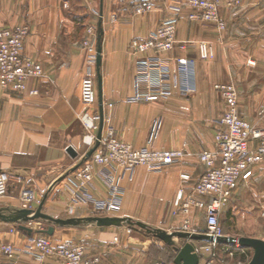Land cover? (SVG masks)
<instances>
[{
	"label": "crops",
	"instance_id": "crops-1",
	"mask_svg": "<svg viewBox=\"0 0 264 264\" xmlns=\"http://www.w3.org/2000/svg\"><path fill=\"white\" fill-rule=\"evenodd\" d=\"M142 1L0 0V26L28 27L24 55L40 63L45 74L44 78L30 80L23 93L0 87V171L25 177L26 186L37 196L34 209L45 200L43 211L55 218L98 216L91 204L74 198L72 181L74 170L93 147L91 134L80 121L85 110L81 82L89 74L97 79V65L89 62L91 53L84 46L87 31L92 28L97 33L92 38L96 54L102 47L104 114L111 119L103 131L111 125L120 140L136 149L185 153L180 165L161 173L141 167L126 175L120 182L121 207L110 216L130 218L169 233L183 232L184 216L174 207V200L181 187L190 189L205 172L201 152L215 149V134L225 112V102L215 86L233 84L241 117L264 128V0H241L234 9L222 7L224 30L192 21V9L176 4V0H162L155 10L139 14L135 7ZM172 17L178 19L176 46L165 57L172 66L176 58L193 60L190 72L177 75L168 98L129 102L137 92L139 57L131 50V42L146 39L163 20ZM202 41L211 45L213 59H200L198 44ZM32 90L38 95H30ZM96 107L100 111L99 101ZM68 147L76 151V158L68 154ZM182 174L191 179L184 182ZM109 190L99 175L89 187L91 195L99 200L106 199ZM18 191L13 187L8 196L0 198V208H24ZM256 202L264 205V168L259 166L249 181L240 182L228 206L229 215H239L243 203H250L247 206L252 211ZM193 226L192 234H205L204 211L194 210ZM58 227L52 236L56 244L82 243L89 256L100 258V264H153L162 252L177 255L174 248L150 238L148 233L133 229L129 234L126 226ZM12 230L0 223V245L13 243L22 248L28 236L18 228ZM176 242L182 246L186 241ZM193 244L198 248L204 241ZM6 263L0 252V264ZM19 263L64 264L57 259L38 263L22 254Z\"/></svg>",
	"mask_w": 264,
	"mask_h": 264
},
{
	"label": "built area",
	"instance_id": "built-area-1",
	"mask_svg": "<svg viewBox=\"0 0 264 264\" xmlns=\"http://www.w3.org/2000/svg\"><path fill=\"white\" fill-rule=\"evenodd\" d=\"M162 0H143L135 10L146 14L155 10ZM176 4H186L192 9L189 18L194 22L211 23L219 30L226 28V22L220 15L222 7L230 9L241 5V0H176ZM178 19L172 17L163 20L146 39H134L131 50L138 55L136 74V94L128 101L132 103L155 102L168 98L173 94L178 74H188L193 60L185 57L176 58L172 66L165 57L174 51L176 46ZM29 29L25 26L4 28L0 26V87L6 90L23 93L28 89V82L45 77L40 63L24 55L25 40ZM94 29L87 31L84 46L91 55L89 62L96 63L97 54L93 48L92 38L96 37ZM198 55L202 60L214 58V51L207 42L198 44ZM215 90L225 102V112L219 121L215 134L214 150H203L200 161L205 166V172L190 189L181 187L174 200V207L184 219L182 230L195 233L193 226L194 210H202L206 215L205 235L212 241L196 247L200 255V264H226L218 256L221 250L233 259L240 251L245 250L238 242L233 244L219 242L227 237L220 223L224 208L228 207L240 182L249 181L254 168H264V128L255 127L239 112V96L236 87L231 84H217ZM81 101L85 106L80 121L87 132L91 134L90 144L96 143L100 125L98 105L97 80L91 74L81 82ZM30 95H38L37 90ZM113 107L112 104L109 105ZM264 112V108H263ZM110 117L104 116V125L110 124ZM185 159L181 150L155 151L149 148L136 149L120 140L114 128L109 125L103 131L100 146L94 154L85 157L81 165L74 171V198L92 205L94 212L111 215L121 207L123 188L121 180L126 175H132L138 168H145L151 173H161L168 168L180 165ZM102 176L109 186V196L106 199H96L89 192L94 178ZM185 182L190 175L182 174ZM19 188V199L24 208L34 209L38 203L35 192L26 186L25 177L9 171H0V198L10 194L11 188ZM127 227V232L132 233ZM12 231H17L13 229ZM232 245H235L234 247ZM236 249V250H233ZM235 251V252H234ZM0 252L7 258L6 264H20V255H26L38 263L48 259H57L64 264H100L99 257L89 256L87 248L82 243L69 241L56 244L45 234H34L26 239L22 248L13 243L0 245ZM153 264H174L156 260ZM239 264H242L240 262Z\"/></svg>",
	"mask_w": 264,
	"mask_h": 264
},
{
	"label": "water",
	"instance_id": "water-1",
	"mask_svg": "<svg viewBox=\"0 0 264 264\" xmlns=\"http://www.w3.org/2000/svg\"><path fill=\"white\" fill-rule=\"evenodd\" d=\"M103 32L100 34L102 38ZM97 65V86H98V101L100 104V125L97 133V139L95 145L89 150L87 158H90L94 152L100 146V140L103 135L104 129V104H103V78L101 73L102 67V47L99 46L96 59ZM68 154L72 158L77 157L76 151L72 147L67 148ZM45 200L41 203L37 209L22 208L18 210L8 211L0 208V221L6 224L17 225L18 229L25 233L28 237L32 236L34 231L29 228L28 225L32 222L45 221L50 224L48 229L40 230V234H45L52 237L55 233L56 227H79L87 224H94L98 227H130L132 229H139L152 234L157 239L163 241L168 246H171L176 251V257L174 264H200V255L196 250L194 241H212L213 238L208 237L205 234L197 235L186 232H174L169 233L161 229H153L141 222H135L130 218H119L112 216H94L88 218H55L43 211ZM176 240H185L186 242L179 246ZM219 242L233 244L238 242L241 248L251 249L253 251L252 259L248 264H264V240L254 237H241L239 239L233 237H225L218 240Z\"/></svg>",
	"mask_w": 264,
	"mask_h": 264
},
{
	"label": "rangeland",
	"instance_id": "rangeland-1",
	"mask_svg": "<svg viewBox=\"0 0 264 264\" xmlns=\"http://www.w3.org/2000/svg\"><path fill=\"white\" fill-rule=\"evenodd\" d=\"M223 103H224V101H223ZM80 165H81V163H80ZM17 190H19V188H17ZM256 204H257L256 207L251 211V209L247 206V205L250 206V203H248V204L243 203L240 206L241 212L237 216L229 215L228 207L224 208L223 213H222L221 218H220V223L223 227V230H224V233L226 236L233 237L236 239H239L241 237H254V238L262 237V238H264V205L262 204V202H256ZM96 214L98 216H106V215L101 214V213H96ZM248 215H250L249 217H251V215H252V217H254V218L250 219V218H248ZM107 216H110V215H107ZM7 225L11 226V228H13V229L18 228L17 225H14V224H7ZM26 225H28L29 228L33 229V231H34L33 235L34 234H40L39 233L40 230H46L50 226V224L48 222H45V221L32 222V223L26 224ZM58 228H60V227H58ZM68 228H70V227H68ZM137 230H139V229H137ZM141 231L147 235V232H145L143 230H141ZM147 236H149L152 239L154 238V240L159 241V239L154 237L152 234H148ZM51 238H52V241H54L53 237H51ZM178 241L180 242L181 240H178ZM67 242H69V241H67ZM204 243H205V241H204ZM232 246L234 247L235 245H232ZM221 250L218 252V256L221 260L225 261L226 264H239L241 262V261H239L240 260V254H242V253H240V251H236V253H238V257L236 256L233 259H231L230 257H228V254L224 253ZM233 250H236V249H233ZM251 252H252V256H253V251L251 250ZM171 255L172 254L170 252H162L159 254L158 258H159V260H163V261L171 263ZM251 259H252V257L250 258V260ZM248 263L249 262H247L246 264H248ZM218 264H222V263H218ZM242 264H245V263L242 262Z\"/></svg>",
	"mask_w": 264,
	"mask_h": 264
},
{
	"label": "trees",
	"instance_id": "trees-1",
	"mask_svg": "<svg viewBox=\"0 0 264 264\" xmlns=\"http://www.w3.org/2000/svg\"><path fill=\"white\" fill-rule=\"evenodd\" d=\"M244 250H245V254H240V260L239 261H241V262L246 264L247 262H249L250 258L252 257V252H251L250 249H247V248H244ZM171 254H172L171 255V262H174L175 255H173V253H171ZM236 256L238 257V254Z\"/></svg>",
	"mask_w": 264,
	"mask_h": 264
}]
</instances>
